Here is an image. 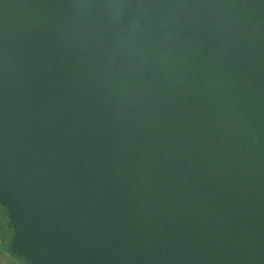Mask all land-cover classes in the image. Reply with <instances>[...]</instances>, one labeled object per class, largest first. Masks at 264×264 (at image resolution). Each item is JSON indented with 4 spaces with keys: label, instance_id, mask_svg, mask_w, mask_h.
I'll use <instances>...</instances> for the list:
<instances>
[{
    "label": "water",
    "instance_id": "water-1",
    "mask_svg": "<svg viewBox=\"0 0 264 264\" xmlns=\"http://www.w3.org/2000/svg\"><path fill=\"white\" fill-rule=\"evenodd\" d=\"M0 207L27 264H264V0H0Z\"/></svg>",
    "mask_w": 264,
    "mask_h": 264
},
{
    "label": "rangeland",
    "instance_id": "rangeland-1",
    "mask_svg": "<svg viewBox=\"0 0 264 264\" xmlns=\"http://www.w3.org/2000/svg\"><path fill=\"white\" fill-rule=\"evenodd\" d=\"M12 234L5 210L0 207V264H27L25 260L12 255L10 252L8 245Z\"/></svg>",
    "mask_w": 264,
    "mask_h": 264
}]
</instances>
